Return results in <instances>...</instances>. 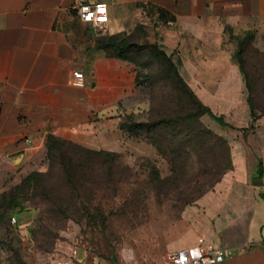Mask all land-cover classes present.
Wrapping results in <instances>:
<instances>
[{
	"label": "rangeland",
	"instance_id": "374dc122",
	"mask_svg": "<svg viewBox=\"0 0 264 264\" xmlns=\"http://www.w3.org/2000/svg\"><path fill=\"white\" fill-rule=\"evenodd\" d=\"M223 37L221 47L207 49L215 55L226 53L240 65L235 52L242 43L247 75L242 71L240 79L190 81L198 98L230 126L207 114L188 120V99L149 48H139L137 57L146 66L138 67L141 80L138 83L136 77V81L146 90L144 106L121 107L108 116L91 114L77 127L75 139L47 134L87 149L117 153L114 168L101 159L92 172L79 169L73 189L64 170L52 167L46 137L44 155L34 161L30 172L44 173V181L36 191L22 196L15 210L0 216V264H45L75 250L80 264H168V255L179 250L191 234L195 213L201 210L200 198L233 168L234 146L250 152L251 161L264 164V51L248 34L235 35L226 28ZM137 41L141 45L152 42L149 35H138ZM174 117L171 124L150 125ZM123 122L138 126L131 132L121 126ZM180 142L184 145H178L179 150L176 144ZM172 147L182 153L177 169L170 158Z\"/></svg>",
	"mask_w": 264,
	"mask_h": 264
},
{
	"label": "crops",
	"instance_id": "0c3cea01",
	"mask_svg": "<svg viewBox=\"0 0 264 264\" xmlns=\"http://www.w3.org/2000/svg\"><path fill=\"white\" fill-rule=\"evenodd\" d=\"M77 1L0 0V197L33 170L49 132L75 139L91 114L145 105L138 66L99 48V37L142 26L174 55L194 91L190 79L242 78L232 56L207 49L221 47L226 28L253 34L264 51V0H101L109 10L103 33L78 18ZM76 71L85 86L74 84ZM234 148L233 168L198 201L181 248L204 238L231 249L220 264H264V185L253 184L264 180V164Z\"/></svg>",
	"mask_w": 264,
	"mask_h": 264
},
{
	"label": "trees",
	"instance_id": "16d2710c",
	"mask_svg": "<svg viewBox=\"0 0 264 264\" xmlns=\"http://www.w3.org/2000/svg\"><path fill=\"white\" fill-rule=\"evenodd\" d=\"M141 35L142 37H147L148 34L146 30L140 26L135 32L130 34H114L110 36L99 37V48L104 49L110 56L117 57L129 62L134 63L138 67L146 66L144 61L138 59L137 55L139 50L142 48H149L151 56L164 67V73L166 76L171 79L176 88L188 99V102L191 105V109L188 111L186 118L191 121L199 120L203 115H209L214 118L221 124L229 125L223 116H218L215 114L212 109L205 105L196 95L195 91L188 85L186 80L181 75L178 65L172 59V56L169 55L165 49H163L157 42H147L146 44H138L137 36ZM253 38V34H248ZM140 48V49H139ZM242 71L247 75L246 61L243 57V47L242 43L239 45L238 49L235 52ZM141 73L137 74V81L140 83ZM249 90L252 91L250 84H248ZM249 104L251 106L252 115L255 113V104L252 95L248 98ZM130 118V117H129ZM177 118L171 119H162L154 120L150 125L156 127L161 123L171 124L176 121ZM121 126L125 130L133 131L134 128L138 126L137 122H132V124L123 122ZM230 126V125H229ZM210 136H214L211 132H206ZM216 137V136H214ZM218 138V137H216ZM220 141L224 142L222 139L218 138ZM152 142L158 145L156 139H152ZM177 145V148L180 150L178 145H184V142H180ZM47 147H48V156L52 160V167L59 166L60 169H63L66 173V179L68 184L73 187V189L78 184V171L79 169H85L87 172H92L96 165L104 159L111 164L108 166L109 169L114 168V164L117 162L119 155L115 152H109L105 150H91L80 145H77L74 142L62 139L53 134L47 136ZM172 147L170 152L171 162L174 163V167L178 168V163L182 159V153ZM228 148L226 147V151ZM224 151V153L226 152ZM226 154H229L226 152ZM83 158H80V157ZM83 159V160H81ZM81 160V161H80ZM262 166V163H261ZM44 173L42 172H32L26 176L22 183L16 186L14 189L4 192L0 198V216L4 213H9L10 210H15L19 204L22 203V196L26 195L28 191L34 192L44 181ZM220 181V180H218ZM218 183V182H217ZM23 193V195L21 194ZM3 213V214H2Z\"/></svg>",
	"mask_w": 264,
	"mask_h": 264
},
{
	"label": "built area",
	"instance_id": "2783aa9c",
	"mask_svg": "<svg viewBox=\"0 0 264 264\" xmlns=\"http://www.w3.org/2000/svg\"><path fill=\"white\" fill-rule=\"evenodd\" d=\"M76 13L78 18L85 23H90L103 33L102 27L109 21L108 6L104 1L78 0ZM74 84L85 86V74L81 71L74 72ZM17 221L16 216L12 222ZM232 256L229 247L208 243L204 238H199L193 246L181 248L168 255V264H220ZM82 260L78 257V250H75L68 257L53 258L45 264H80Z\"/></svg>",
	"mask_w": 264,
	"mask_h": 264
},
{
	"label": "water",
	"instance_id": "95a60500",
	"mask_svg": "<svg viewBox=\"0 0 264 264\" xmlns=\"http://www.w3.org/2000/svg\"><path fill=\"white\" fill-rule=\"evenodd\" d=\"M253 184H254L255 186H263V185H264V180H263V178H261V177L255 178V179L253 180Z\"/></svg>",
	"mask_w": 264,
	"mask_h": 264
}]
</instances>
